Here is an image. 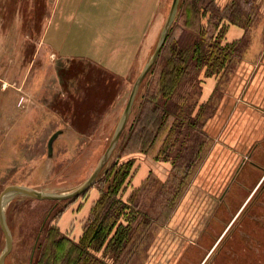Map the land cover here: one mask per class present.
<instances>
[{
  "label": "rangeland",
  "instance_id": "rangeland-1",
  "mask_svg": "<svg viewBox=\"0 0 264 264\" xmlns=\"http://www.w3.org/2000/svg\"><path fill=\"white\" fill-rule=\"evenodd\" d=\"M64 2L0 0V196L11 185L63 194L88 180L173 0H124L129 13L109 20L111 28L100 15L91 52L75 55L48 41L52 25L72 19L62 15ZM221 16L216 0H179L161 54L95 182L64 200L22 193L9 199L4 213L13 247L5 264H39L44 254L42 264H53V242L62 236L63 264L72 256L70 264H254L264 257L256 243L264 239V217L249 213L264 188V115L249 116L233 100L238 53L220 44ZM196 39L204 60L174 93H163L170 48L178 55ZM191 54L183 66L196 63ZM209 77L217 86L204 99ZM103 199L117 201L118 219L103 220ZM115 219L112 230L97 233ZM6 247L0 221V256Z\"/></svg>",
  "mask_w": 264,
  "mask_h": 264
},
{
  "label": "crops",
  "instance_id": "crops-1",
  "mask_svg": "<svg viewBox=\"0 0 264 264\" xmlns=\"http://www.w3.org/2000/svg\"><path fill=\"white\" fill-rule=\"evenodd\" d=\"M124 0H65L62 5V15L72 14V19L62 20L52 25L48 32V41L60 53L80 54L91 52V37L95 36L96 21L119 19L129 13L130 4L123 7ZM220 7V44L223 48L234 46L236 55V76L238 91L233 92L236 101L248 115H264V0H216ZM104 5V6H103ZM133 9L130 13H134ZM136 13V12H135ZM102 19V18H101ZM110 20V21H109ZM84 46V48H82ZM82 48V49H81ZM217 82L209 77L203 83V98L210 99L214 94ZM236 106L234 107L236 110ZM257 198V195H256ZM251 200H249L250 202ZM251 218L264 217V188L258 194V202L252 203L249 209ZM257 224L258 221H256ZM81 225V224H80ZM79 224L76 226V240H79ZM257 239V240H256ZM258 246H263L264 239L256 237ZM229 250L233 247L230 242ZM233 260V262H232ZM235 259L228 258L226 264H235ZM264 257H256L254 264H264ZM220 264V263H217Z\"/></svg>",
  "mask_w": 264,
  "mask_h": 264
},
{
  "label": "water",
  "instance_id": "water-1",
  "mask_svg": "<svg viewBox=\"0 0 264 264\" xmlns=\"http://www.w3.org/2000/svg\"><path fill=\"white\" fill-rule=\"evenodd\" d=\"M178 5H179V0H173L171 10L169 12V16H168L166 25L164 27L162 36L159 40L158 46H157L154 54L152 55L150 61L145 66V68L142 70L140 75L138 76V78L134 84V87L132 89V92H131V95L129 97V100H128L127 106L125 108V111L123 113V116L121 118V121H120V123L116 129V132H115L108 148L106 149L101 161L99 162V164L97 165V167L95 168V170L93 171L91 176L88 178V180L79 189L68 192V193H63V194L47 193V192L39 191L37 189L31 188L28 186H24V185H11V186H8L2 192V194L0 196V221H1L2 229L6 235L7 247L2 252V254L0 256V264H5L6 257L11 252L12 247H13V237H12V234H11L9 228H8L6 218H5V213H4V196L7 193L13 191L16 193H22V194H26L29 196H33V197L38 198V199L64 200V199L74 198V197L82 194L95 182V180L97 179L98 175L100 174V172L103 169V167L105 166V164L108 162L110 156L112 155L115 147L117 146V144L119 142V139H120V137L124 131V128L127 124L129 116L131 114L132 108L134 106L136 95L138 93V89H139L141 83L143 82L144 78L149 73V71L151 70L153 65L156 63L158 57L161 54L162 48L166 43L169 32H170L171 27L173 25V22L175 20L177 10H178Z\"/></svg>",
  "mask_w": 264,
  "mask_h": 264
},
{
  "label": "trees",
  "instance_id": "trees-1",
  "mask_svg": "<svg viewBox=\"0 0 264 264\" xmlns=\"http://www.w3.org/2000/svg\"><path fill=\"white\" fill-rule=\"evenodd\" d=\"M194 7V6H193ZM202 7V5H201ZM200 7V8H201ZM167 48V46H166ZM170 52L172 53V56L169 59V66H168V70L165 72L166 75V80L164 81V87L161 89L162 92H166V93H174L178 88L181 87V81H182V77L186 76V74H189V70L191 69H196L199 67V62H201L202 60H204V51H201V43L196 39L195 41H193L191 46H186V47H182L180 49V51L178 52V55L174 56V53H176V49L175 48H170ZM192 52L191 54V59L195 60L196 63L192 66V68H188L187 65L183 66V64H185L186 62H188V57L187 55ZM163 92V93H164ZM177 104V102H176ZM176 109H181L180 105H177ZM181 112V110L179 111ZM176 113V112H175ZM167 139V138H166ZM100 203H104V207L106 208V211L104 213V217L103 220H109L110 218H119V216H116L117 213V208H116V204L117 201H107V203H105V199H103L102 201H100ZM118 214V213H117ZM117 220L115 219V222L113 223L112 227H109L107 229L104 228L103 224H101L102 226L97 228V233L99 231H104V230H112V228L114 227V225L116 224ZM67 239L62 236L59 239H55L53 242V255H52V263L53 264H63L60 262V251L64 246V242ZM71 247H73V249H79L78 246H76L75 243L71 242ZM73 254L70 253L69 256H72ZM43 258H45V254L44 256L42 255V259L40 260L39 264H42L44 262ZM69 260H73V256L69 257L68 260L65 261V264H70Z\"/></svg>",
  "mask_w": 264,
  "mask_h": 264
},
{
  "label": "bare ground",
  "instance_id": "bare-ground-1",
  "mask_svg": "<svg viewBox=\"0 0 264 264\" xmlns=\"http://www.w3.org/2000/svg\"><path fill=\"white\" fill-rule=\"evenodd\" d=\"M16 194V192H9L4 196V209L7 206V203L9 202V199L12 198L14 195Z\"/></svg>",
  "mask_w": 264,
  "mask_h": 264
}]
</instances>
